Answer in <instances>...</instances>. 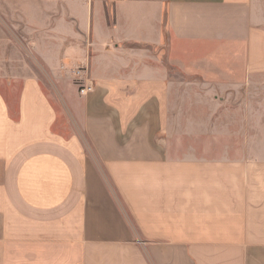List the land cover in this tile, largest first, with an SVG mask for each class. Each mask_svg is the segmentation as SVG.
Here are the masks:
<instances>
[{"label":"crops","instance_id":"0c3cea01","mask_svg":"<svg viewBox=\"0 0 264 264\" xmlns=\"http://www.w3.org/2000/svg\"><path fill=\"white\" fill-rule=\"evenodd\" d=\"M160 47L249 81L264 0H0V82L22 85L16 114L0 93V264H264V166L157 139Z\"/></svg>","mask_w":264,"mask_h":264},{"label":"rangeland","instance_id":"374dc122","mask_svg":"<svg viewBox=\"0 0 264 264\" xmlns=\"http://www.w3.org/2000/svg\"><path fill=\"white\" fill-rule=\"evenodd\" d=\"M3 6L7 8L5 2ZM159 59L166 65L169 85L167 125L157 135L164 150L173 158H233L264 166V73L238 82L241 76L232 70L229 53L213 56L221 67L203 69L183 68L161 47ZM21 86L0 82V93L15 114ZM46 87L59 95L56 85Z\"/></svg>","mask_w":264,"mask_h":264},{"label":"built area","instance_id":"2783aa9c","mask_svg":"<svg viewBox=\"0 0 264 264\" xmlns=\"http://www.w3.org/2000/svg\"><path fill=\"white\" fill-rule=\"evenodd\" d=\"M87 71L84 67H79L76 69V76L78 77L79 82V91L81 94L86 95L95 90L96 84L89 79H85L83 74Z\"/></svg>","mask_w":264,"mask_h":264}]
</instances>
